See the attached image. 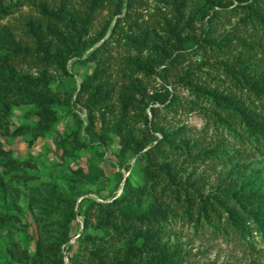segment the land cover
I'll return each instance as SVG.
<instances>
[{
    "label": "trees",
    "instance_id": "16d2710c",
    "mask_svg": "<svg viewBox=\"0 0 264 264\" xmlns=\"http://www.w3.org/2000/svg\"><path fill=\"white\" fill-rule=\"evenodd\" d=\"M28 1L37 10L24 21L30 45L0 30L5 40L0 133L27 134L29 146L53 136L62 161L92 150L93 141L105 144L111 132L118 136L119 152H131L134 160L109 199L87 197L53 181L30 189L28 204L36 207L39 234L32 252L15 243L6 246L10 257L21 264H66L65 257L68 264H185L188 250L169 240L168 229L177 221L221 236L234 233L250 246L253 233L264 238V0ZM13 8L1 4L0 20ZM224 23L228 30L220 29ZM119 45L125 53L115 61ZM71 59L94 66L91 71L86 66L76 87L65 93L52 86L51 71L69 75ZM23 64L34 72L23 70ZM169 75L189 101L181 102L169 89ZM156 78L160 86L149 92L147 81ZM22 104L32 106L25 115L34 122L10 128L12 108ZM57 105L72 109L73 126L56 130ZM78 105L83 118L74 110ZM179 106L204 114L199 136L192 137L183 124H158L161 107ZM137 121L143 126L139 132ZM213 134L215 142L204 145L203 135ZM256 156L259 164L244 162ZM206 160L227 168L205 193L204 176L192 174ZM24 164L31 160L13 158L0 144V171L23 182L36 178ZM102 174L93 159L73 178L87 183ZM6 190L0 174L2 195ZM77 216L81 228L73 235ZM10 218L0 213V229Z\"/></svg>",
    "mask_w": 264,
    "mask_h": 264
},
{
    "label": "rangeland",
    "instance_id": "374dc122",
    "mask_svg": "<svg viewBox=\"0 0 264 264\" xmlns=\"http://www.w3.org/2000/svg\"><path fill=\"white\" fill-rule=\"evenodd\" d=\"M15 6L0 20V30H6L10 33L11 39L14 42H19L21 45H30L31 36L26 31L24 21L27 18H34L37 15V10L28 0H0V5ZM236 17H233L231 22H234ZM230 24L224 23L221 25V30H228ZM97 28V23L95 24ZM94 28V29H95ZM0 48L4 47L5 40H0ZM123 45L117 46L114 51V60L118 61L125 53ZM199 60L198 58H196ZM188 62V60L186 61ZM114 66L115 63H112ZM89 71L93 68V63L83 65L73 59L68 62L69 75L52 69L53 81L52 86L62 92H68L76 87L81 79V74L86 68ZM23 70L34 72L33 68H29L25 64ZM197 76L203 77L202 73H197ZM166 85L170 90L174 91L180 97V101H189L190 96L187 91L179 85H174L173 75H169ZM146 81V80H145ZM210 81V80H208ZM160 79H149L147 81L148 91L151 92L154 88H159ZM32 108L31 105H18L12 108V116L10 117L9 126L13 128L20 123L32 124L33 116H26L25 112ZM60 120L56 125V130L61 131L64 128L71 127L75 124L70 107L65 105H57ZM80 116L84 117L83 108L79 105L74 107ZM112 118V115L110 116ZM158 124L167 126L185 125L192 137L199 136V131L205 124V116L196 108L185 109L184 106H179L176 109L164 110L159 109V114L156 117ZM101 128L100 120H95V130L99 132ZM135 128L139 132L143 129L142 122L137 121ZM209 133L212 134L211 129ZM110 139L105 144L93 141V149L77 151L75 155L65 157L62 161L57 158L55 153L56 143L53 136L39 137L31 146L27 140L29 135L6 136L0 133V144L4 149H7L13 158L18 160L30 159L31 165H25V170L30 174H35L37 177L29 179L25 182L11 177L9 174L0 171L4 185L6 186V194L0 192V213L2 215L9 214L11 216L0 229V264L9 260L12 264H21L10 257L6 250V246L10 243H15L21 248H26L29 252L33 251L34 240L39 234L40 226L37 219L36 207L29 206L28 196L30 189H41L47 181H53L58 186L68 190L70 186H74L76 190L84 192V196L95 197L97 199H109L113 194L120 190V176L127 173V166L132 164L134 157L131 152L120 153L118 136L109 132ZM204 145L215 142L213 136L203 135ZM82 137L88 139V136L82 132ZM230 142V141H228ZM103 151V152H102ZM102 152L101 155L98 153ZM254 158V159H253ZM253 158L244 157V162L249 164H259L260 157ZM93 159H98L103 174L93 182H79L73 178L83 174L88 169V164ZM1 168V166H0ZM189 167L188 170H190ZM227 168L224 164H219L217 161L206 160L195 166L192 177L203 175V185L201 190L209 192L213 189L217 182V177L220 172ZM81 228V219L77 216L71 222L70 233L75 234ZM169 240H176L183 249H187L185 264H264V238L258 233L251 235L253 245L250 246L247 242L242 241L234 233H229L227 236L217 235L210 228H193L184 221L173 222L168 229ZM72 243V239L69 242ZM67 252V247H63ZM67 263V258L65 257Z\"/></svg>",
    "mask_w": 264,
    "mask_h": 264
}]
</instances>
